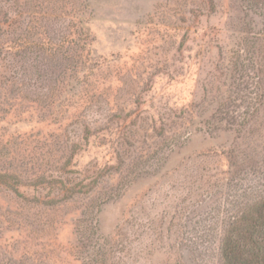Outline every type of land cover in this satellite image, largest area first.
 I'll return each instance as SVG.
<instances>
[{"label":"rangeland","instance_id":"1","mask_svg":"<svg viewBox=\"0 0 264 264\" xmlns=\"http://www.w3.org/2000/svg\"><path fill=\"white\" fill-rule=\"evenodd\" d=\"M263 217L264 0H0V264H250Z\"/></svg>","mask_w":264,"mask_h":264},{"label":"trees","instance_id":"2","mask_svg":"<svg viewBox=\"0 0 264 264\" xmlns=\"http://www.w3.org/2000/svg\"><path fill=\"white\" fill-rule=\"evenodd\" d=\"M252 226V225H251ZM247 234V238L250 240L251 244L253 245L252 250H253V254H252V259H251V263L250 264H258V262H262V264H264V256H259L256 254V252L262 251L264 249V246H262L263 242H264V217L263 219H261V223H254L253 226L250 228L249 232L246 233ZM234 248L231 249L232 252L234 251H242V245L238 244L237 246H235ZM258 257V261L253 262L254 260V256Z\"/></svg>","mask_w":264,"mask_h":264}]
</instances>
